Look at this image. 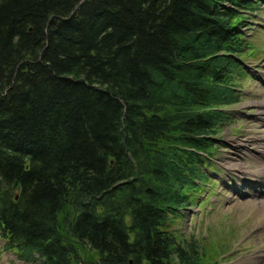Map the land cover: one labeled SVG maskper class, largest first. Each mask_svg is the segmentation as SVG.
I'll return each mask as SVG.
<instances>
[{
	"label": "trees",
	"instance_id": "1",
	"mask_svg": "<svg viewBox=\"0 0 264 264\" xmlns=\"http://www.w3.org/2000/svg\"><path fill=\"white\" fill-rule=\"evenodd\" d=\"M248 8L0 0L3 248L33 264H81L85 246L101 264H218L173 226L239 100Z\"/></svg>",
	"mask_w": 264,
	"mask_h": 264
},
{
	"label": "rangeland",
	"instance_id": "2",
	"mask_svg": "<svg viewBox=\"0 0 264 264\" xmlns=\"http://www.w3.org/2000/svg\"><path fill=\"white\" fill-rule=\"evenodd\" d=\"M254 4L253 9H243L238 24L252 49L243 52L240 60L243 72L235 81L239 100L225 106L229 117L215 134L216 145L204 168L208 178L194 202L180 208L181 216L173 226L178 237L194 235L201 248L208 250V258L218 257V264H264V205L260 203L264 175L239 170H264V142L251 137L246 146L235 143L249 129H264L258 115L264 105V0ZM3 244L1 237L0 264H33L34 260H21ZM80 255L81 264L98 260L89 246L80 249Z\"/></svg>",
	"mask_w": 264,
	"mask_h": 264
},
{
	"label": "bare ground",
	"instance_id": "3",
	"mask_svg": "<svg viewBox=\"0 0 264 264\" xmlns=\"http://www.w3.org/2000/svg\"><path fill=\"white\" fill-rule=\"evenodd\" d=\"M259 105H261V104H259ZM258 115H259V118H261V121H263L264 122V105H261L260 107H259V113H258ZM253 125H256V123L254 122V123H252ZM264 124V123H263ZM254 128V127H253ZM252 130V131H251ZM251 131V133L249 134V132ZM253 133V134H252ZM255 133H260V134H258V135H255ZM252 134V135H251ZM243 137H242V136ZM240 136L241 137H239V136H237V138L238 139H236L235 141V143L237 144V145H247L248 144V141L249 140H251L250 138L252 137V139H263V142H264V129H258V130H254V129H249V130H247L245 133L243 132V133H241L240 134ZM239 170H241V172H247V173H253V174H255V175H260V174H263L264 175V170H258V169H254V170H251V171H249L248 169H243V168H240ZM239 189H241V187L239 188ZM243 192H244V190H243ZM260 203L261 204H263L264 205V199H262L261 201H260Z\"/></svg>",
	"mask_w": 264,
	"mask_h": 264
},
{
	"label": "water",
	"instance_id": "4",
	"mask_svg": "<svg viewBox=\"0 0 264 264\" xmlns=\"http://www.w3.org/2000/svg\"><path fill=\"white\" fill-rule=\"evenodd\" d=\"M77 5H78V4H77ZM77 5H76V6H77ZM93 264H101V263H100V262H95V263H93Z\"/></svg>",
	"mask_w": 264,
	"mask_h": 264
}]
</instances>
